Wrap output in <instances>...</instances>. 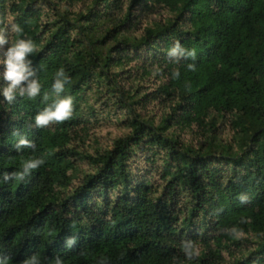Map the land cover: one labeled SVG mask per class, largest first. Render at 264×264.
<instances>
[{
	"label": "trees",
	"instance_id": "16d2710c",
	"mask_svg": "<svg viewBox=\"0 0 264 264\" xmlns=\"http://www.w3.org/2000/svg\"><path fill=\"white\" fill-rule=\"evenodd\" d=\"M13 23L41 94L0 100V172L44 164L0 184L11 264H264V0H0ZM60 67L72 117L37 129Z\"/></svg>",
	"mask_w": 264,
	"mask_h": 264
},
{
	"label": "clouds",
	"instance_id": "9594fccd",
	"mask_svg": "<svg viewBox=\"0 0 264 264\" xmlns=\"http://www.w3.org/2000/svg\"><path fill=\"white\" fill-rule=\"evenodd\" d=\"M9 31L19 35L15 40L10 41L6 35L0 34V50H2L0 54V100L11 105L18 98L35 100L41 94V83L32 64V57L37 53L33 41L23 34V29L18 24H10ZM167 54L169 57L185 55L179 44L169 48ZM69 79L63 67L55 71L50 85L53 99L51 103L43 106L31 117V126L43 129L71 119L73 98L70 95H61ZM44 98L47 99V95ZM32 147V142L25 137H20L14 145L17 152ZM43 164L44 160L41 157L29 156L21 162L19 169L13 172H0V184L9 183L12 180L23 182L30 170H35ZM66 243L70 246L74 240L70 238ZM182 250L188 259L197 255L196 249L190 242L182 245ZM11 261L10 255L0 253V264H11ZM23 264H42V261L37 253H33L24 259ZM54 264H62L61 259L56 257Z\"/></svg>",
	"mask_w": 264,
	"mask_h": 264
},
{
	"label": "rangeland",
	"instance_id": "374dc122",
	"mask_svg": "<svg viewBox=\"0 0 264 264\" xmlns=\"http://www.w3.org/2000/svg\"><path fill=\"white\" fill-rule=\"evenodd\" d=\"M104 132H102V135H104V133H106V131L105 130H103Z\"/></svg>",
	"mask_w": 264,
	"mask_h": 264
}]
</instances>
